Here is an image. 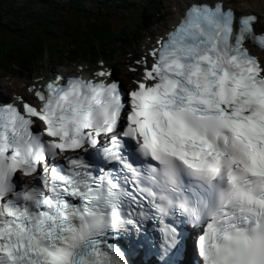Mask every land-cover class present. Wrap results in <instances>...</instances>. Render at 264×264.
<instances>
[{
    "label": "snow or ice",
    "instance_id": "obj_1",
    "mask_svg": "<svg viewBox=\"0 0 264 264\" xmlns=\"http://www.w3.org/2000/svg\"><path fill=\"white\" fill-rule=\"evenodd\" d=\"M171 10L131 88L99 61L0 93V264H177L186 232L202 264H264V19Z\"/></svg>",
    "mask_w": 264,
    "mask_h": 264
},
{
    "label": "rangeland",
    "instance_id": "obj_2",
    "mask_svg": "<svg viewBox=\"0 0 264 264\" xmlns=\"http://www.w3.org/2000/svg\"><path fill=\"white\" fill-rule=\"evenodd\" d=\"M79 1L81 2V0ZM123 1L124 0H85L79 3L77 8L74 6L67 7L68 3L65 1L60 4L52 3L51 6L41 9L39 5L31 4L30 1H27L26 4L25 2L20 3L19 1L0 4V21L4 22V24L8 22L14 28L12 34L9 35L5 32L4 28L0 27V74H6L13 87L24 91L27 89L26 82L30 83L35 77L40 76V74H50L53 69L68 67L63 65L65 62H69L63 55L60 57H51L47 59V61L43 60L42 62H37L35 66L30 67L27 72L22 69L21 65L28 68L34 61L44 57V53L47 51L46 48L42 51L44 52L43 54L42 52L40 53V46L43 44L48 45L50 52V48L52 47L49 43L52 45L57 44V53L55 50H53V53L59 55L60 52L58 48H68L67 45L69 43H75V31H80L82 25L87 23L91 25L96 24L99 28L105 24H110L112 27L123 32L125 30V24L132 27V25L129 24L136 22L134 19L141 11L140 7H145L143 4L147 3L148 0H136L133 3H129L131 1L126 0L129 1L126 3L128 8L123 4ZM149 1H153L158 5H165L166 8L169 9L167 5H170V0ZM116 2L120 5H116ZM132 5L136 7L132 8ZM107 7L110 8V11L106 10ZM130 13L131 17H127ZM122 18L124 19L123 21ZM169 18L170 15L166 17V20H169ZM143 25L144 24H141V26ZM136 28L138 29V27ZM126 29L128 28L126 27ZM108 30L110 29L108 28L107 31ZM54 31L55 33H53ZM39 34H41L42 37H40V39L43 41L41 45L39 41L36 40V36ZM64 34L72 35L73 37L62 36ZM19 35H27L28 37L22 39V37H17ZM59 36L62 37L58 38ZM46 38H50L49 43ZM97 38L98 44H103L105 42L102 36H97ZM108 41L110 44L112 43L111 39H108ZM98 44L93 38L87 39L86 49L88 50V46H90V48L97 53ZM81 45L82 47L78 48L81 49V51L72 53V55L74 57L86 58V50H84V45ZM137 47H140V45H134L128 49H137ZM95 53L91 54L90 57L94 56ZM14 61L19 63V67L14 65ZM87 61L89 65H91L92 62L90 60Z\"/></svg>",
    "mask_w": 264,
    "mask_h": 264
},
{
    "label": "bare ground",
    "instance_id": "obj_3",
    "mask_svg": "<svg viewBox=\"0 0 264 264\" xmlns=\"http://www.w3.org/2000/svg\"><path fill=\"white\" fill-rule=\"evenodd\" d=\"M169 2L171 7L173 0H170ZM233 2L236 7L240 8L243 11H248V10L256 11L259 14V18H262L261 14L264 12V0H233ZM160 30L162 31V28L161 29L158 28L157 31L154 33V35L158 33Z\"/></svg>",
    "mask_w": 264,
    "mask_h": 264
}]
</instances>
